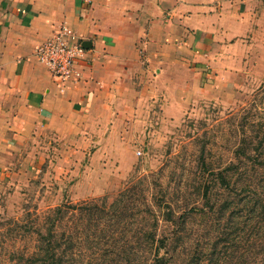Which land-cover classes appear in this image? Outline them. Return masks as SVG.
Wrapping results in <instances>:
<instances>
[{
	"label": "rangeland",
	"instance_id": "374dc122",
	"mask_svg": "<svg viewBox=\"0 0 264 264\" xmlns=\"http://www.w3.org/2000/svg\"><path fill=\"white\" fill-rule=\"evenodd\" d=\"M180 2L197 5L205 14L224 15L212 20L214 34L208 39L219 42L211 51L227 58L226 71L221 74L211 64L198 68L204 89L180 108V115L164 111L161 92L147 93L133 117L100 124L101 132L85 138L35 132L10 140V150L0 152V264H9L13 251L36 249L38 239L22 236L30 227L22 224L33 220L31 230L42 225L44 231L45 215L68 203L93 207L98 202L119 215L117 224L106 229L105 219L111 215L97 212V230L87 210L78 214L84 219L72 217V228L82 239L75 264H139L152 258L153 253L148 257L142 253L151 250L166 256L168 264H228L231 259L240 264L251 246L259 247L264 237L262 167L251 172L248 184L234 190L225 215L207 207L206 213L190 214L181 229L166 218L173 209L180 218L185 202H205L202 178L194 175L198 148L206 145L215 163L230 160L241 133L234 127L237 114L264 118V0ZM211 51L201 50L207 55ZM163 194L166 200L160 199ZM212 195L214 200L228 196L223 189H213ZM157 219L159 232L168 236L165 245L158 238L154 244L138 242L141 229L148 231ZM81 220L84 224H79Z\"/></svg>",
	"mask_w": 264,
	"mask_h": 264
},
{
	"label": "crops",
	"instance_id": "0c3cea01",
	"mask_svg": "<svg viewBox=\"0 0 264 264\" xmlns=\"http://www.w3.org/2000/svg\"><path fill=\"white\" fill-rule=\"evenodd\" d=\"M219 19L180 0H0V152L35 132H101L100 124L129 119L147 93L161 92L164 111L180 115L204 89L198 68L226 71L227 58L211 51L219 42L208 39ZM63 23L92 46L81 82L61 91L35 52Z\"/></svg>",
	"mask_w": 264,
	"mask_h": 264
},
{
	"label": "trees",
	"instance_id": "16d2710c",
	"mask_svg": "<svg viewBox=\"0 0 264 264\" xmlns=\"http://www.w3.org/2000/svg\"><path fill=\"white\" fill-rule=\"evenodd\" d=\"M237 117L238 122L235 123L234 127L238 128L237 131L241 130V133L238 132V136L232 145V156L230 160L227 158L223 163H215L206 145L198 148L197 168L194 175L202 178V180L199 179V182L205 202L203 204L185 202L180 218L174 214L175 210L173 209V213L167 216L169 218L166 219L168 221H175L174 224L176 226L180 225V229L190 214L206 213L207 207H210V210H215V213H221L223 215L231 203L234 190L242 188L245 183L248 184L251 181V172L257 171L261 167V171H264V118L262 120L260 118L249 119L246 114L241 118L237 114ZM213 189H223L228 196L223 197V195L220 199L214 200L212 195ZM160 199L166 200L165 194ZM91 206V204L90 206H78V204L68 203L54 207L45 215L47 217L44 221L46 225L44 231L42 225H39L40 228L36 229V232L34 229L32 231L31 229L34 227L33 220L29 224L21 225L18 223L17 225L30 226L26 228L22 236L34 237L36 241L38 239V244L35 245L36 249L31 252H29V249L13 251L14 254H11L9 264H75L73 262L77 259L76 255L82 239L80 234L72 228V217L76 216L79 219L83 217L82 219H84V216L79 217L78 214L84 213L87 210L90 214L89 222L92 228H96L97 230L100 226V218H97L98 216H95V214L103 211V213L111 215V218L105 219L106 223L104 228H111L117 224L116 220L117 216H119L117 212L114 210L112 212L106 210L98 202H94L93 207ZM121 206H124V204ZM82 221L84 220H81L79 224H84ZM87 226L86 229L91 230L88 224ZM148 229V231L144 227L141 229L137 238L138 242L146 241L149 244H154L156 238H158L159 242L165 245L168 236L167 234H161L159 232L160 224L158 219L157 223ZM88 234L85 231L83 236H87ZM248 245L253 244L248 242ZM161 246L158 245L157 249L160 250ZM142 253L147 257L153 253V256L150 259L145 258L139 264H168L169 262V259L166 256L160 255L158 250L156 252L151 250ZM245 253H248L246 261L240 264H264V237L258 248L255 249L251 246ZM232 261V259L229 260L228 264H239V261Z\"/></svg>",
	"mask_w": 264,
	"mask_h": 264
},
{
	"label": "built area",
	"instance_id": "2783aa9c",
	"mask_svg": "<svg viewBox=\"0 0 264 264\" xmlns=\"http://www.w3.org/2000/svg\"><path fill=\"white\" fill-rule=\"evenodd\" d=\"M86 48L75 31L63 23L54 34L36 50V58L45 64L64 91L69 84L79 83L84 77Z\"/></svg>",
	"mask_w": 264,
	"mask_h": 264
},
{
	"label": "water",
	"instance_id": "95a60500",
	"mask_svg": "<svg viewBox=\"0 0 264 264\" xmlns=\"http://www.w3.org/2000/svg\"><path fill=\"white\" fill-rule=\"evenodd\" d=\"M85 48H89L92 46V42L90 40H85L82 44Z\"/></svg>",
	"mask_w": 264,
	"mask_h": 264
}]
</instances>
